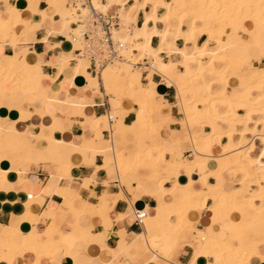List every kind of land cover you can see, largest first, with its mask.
I'll return each mask as SVG.
<instances>
[{
	"label": "bare ground",
	"instance_id": "6f19581e",
	"mask_svg": "<svg viewBox=\"0 0 264 264\" xmlns=\"http://www.w3.org/2000/svg\"><path fill=\"white\" fill-rule=\"evenodd\" d=\"M14 1H17L16 6H9V23L15 29L8 32L6 24L0 21V42L4 46L9 44L16 48L28 43L27 38L34 33L35 24L45 28L48 20L52 19V11L60 17L61 29H48V35H63L66 38V42L56 47L63 52L80 49L81 44L76 39L77 30L71 28L76 23V10L66 5L67 0H50L51 7L44 11L33 9V4L40 0ZM98 1L95 0V5L103 10L113 5L124 7L128 2L108 0V4L102 6ZM131 1H136V4L130 13L118 10L121 17L118 33L122 34L125 41H135V52L128 56V60L108 64L100 71V75L105 71V79L112 87L111 113L100 117L87 115V105L72 101L69 96L63 105L69 107L70 115L62 118L70 124L74 123V117L84 119L81 122L83 131L89 130L92 136L83 137L82 144L75 148L81 156L104 157V165L98 167L97 171H107L111 181H119L121 185L125 179L132 180L133 185L137 186L132 189L134 203L145 195L157 201L158 205L150 219L151 226L147 227V231L152 230L154 234L146 231L137 235L121 253L127 257L137 256L150 263L179 264L177 259L188 244L194 249L191 264H259L264 261V254L261 253L264 247V62L257 66V75L251 73L245 76L243 72L249 60L264 57V0H145L142 5H138V0ZM144 5H151L153 9L146 16L143 27H139L134 14ZM158 9L164 10L160 17L156 15ZM150 23H160L164 25V30L150 28ZM184 26L188 28L186 34ZM239 31L244 32L242 38H239ZM236 36L238 39L234 40ZM200 37H206V40L198 47L196 42ZM153 38L160 39L158 48L152 46ZM177 41L191 44L193 48L190 52L178 49L175 46ZM245 50L248 53H244ZM234 51L237 55H233ZM251 52H257V55L252 57ZM32 55L26 47L21 53L16 52L9 64L0 62V89L11 94L13 103L18 102L21 93L30 98L29 103L41 100L44 105L59 107L62 103L56 98L50 99L47 96L48 89L43 94L39 93L41 83L33 77L32 71L40 65L32 63ZM173 57L180 58V61L174 62ZM72 60H76L77 64L72 68V76L65 77V81L72 84L74 76L83 75L89 83L84 90L93 88L95 80L87 72L90 61L85 58L67 57L62 53L59 62L55 64L59 70L58 76L64 73L63 64L70 65ZM146 60L151 65L145 68L150 80L154 73H158L163 84L176 89V103L185 117V121L178 124L190 135L189 140H186L190 143L192 153L190 165L186 158L183 160L176 155L177 151L166 147L167 141L162 145L148 143L149 137L160 134L157 128L164 129L174 119L170 115L171 106L162 102L156 91H151L140 82L142 68H136L135 65L144 64ZM165 61L164 70L158 71V67ZM248 67L249 70L253 69L250 65ZM130 69H133L132 72ZM181 70L186 77L183 81L179 79ZM122 79H125L123 83ZM7 84L12 87L11 91H7ZM29 103L22 100L20 105ZM132 106L137 108L133 109ZM124 108L135 113L137 121L134 125H125L118 116L117 111ZM35 113L45 117L42 111L37 110ZM28 115L32 117L33 113L28 112ZM159 115L163 116L162 119H159ZM2 119L5 122L12 118L8 116ZM13 120L17 123L19 118ZM44 128L45 125L41 124L38 133L30 129L21 133L16 129L0 128V137L10 144L8 160L0 162V184L7 181L11 172L8 167L10 161L17 159L16 155L21 148H27L26 140L36 134H39L35 137L38 139ZM65 129L63 125L58 131L63 132ZM205 129L209 130L206 134ZM49 130L55 132L52 126ZM101 131L109 132L111 140L101 141L98 136ZM117 136L124 138L135 149L129 152L121 149L116 151L112 139ZM168 141L183 142L176 130L171 132ZM143 144L146 146L144 149ZM216 146L220 147L219 155L213 153ZM258 149L259 154L253 156ZM167 155L171 159H167ZM74 169L72 164H60L56 166V177L53 178L58 182L69 180ZM161 171H166V174ZM195 171L200 174L198 181L190 178ZM18 175L20 177L22 173ZM209 179L215 183H210ZM91 182V179H86L85 186ZM168 183H171L170 187L165 186ZM102 184L109 186L107 181ZM55 191L60 193L58 189ZM63 192L61 194L65 203L45 219L47 226L44 237L38 234L40 240L37 242L31 241V233L40 219H35L33 215L35 200L27 201L21 214L11 211L14 222L4 228L10 232V238L6 241V250L0 253V262L4 255L9 254L11 246L17 248L13 258H17L20 252L34 253L37 257L35 264H39L45 257L54 258L61 245H76L77 240L73 235L63 232L62 225L68 216L78 219L80 216L99 214L104 225L112 226V208L107 209L108 201L112 200L116 204L119 200H128L124 191L118 195L104 192L98 197L99 204L94 205L83 199L78 192L71 191L72 197L68 192ZM168 202L172 203V211H168ZM149 211L148 208L147 215H150ZM204 212L209 216V223L206 229L199 230L195 224H198ZM134 214L135 211L131 215ZM127 215L118 214L115 221ZM233 215L238 220L233 221ZM228 223L232 228L227 227ZM216 226H220L226 239L219 238ZM259 229L263 231L253 243L251 240L256 238V230ZM165 230H169L168 235L172 236V243L166 246L161 243ZM157 231H161L162 235L154 236ZM189 235L193 242H188ZM156 245H159L158 248H155ZM161 249H169L170 254H163ZM86 251L80 252V255H85ZM79 257H73L74 264H77ZM209 258L214 262L208 263Z\"/></svg>",
	"mask_w": 264,
	"mask_h": 264
},
{
	"label": "crops",
	"instance_id": "0c3cea01",
	"mask_svg": "<svg viewBox=\"0 0 264 264\" xmlns=\"http://www.w3.org/2000/svg\"><path fill=\"white\" fill-rule=\"evenodd\" d=\"M130 1L131 0H128L124 7L113 5L114 7H117L113 8V11L119 10L120 12L123 10L124 12L130 13L131 9L136 4V1ZM170 1L171 0H166V2ZM137 2L138 5H142L145 0H138ZM16 4L17 1L14 0H0V21H3L6 24V30L8 32L15 29L13 28V24L9 23V6H16ZM50 7V0H40V2L33 4V9L37 8L39 11L48 10ZM152 9L153 6L144 5V8L137 10L134 14L137 26L143 27L145 18L147 15L152 13ZM163 14L164 10H156V15L158 17ZM50 16L52 19L48 20L45 28L41 27L39 24H35L34 33L27 38L28 43L13 48L9 44L4 46V44L0 42V62L3 64H9L11 58L16 52L21 53V51L26 47L29 48V51L33 54L31 56L32 63L40 65V67L34 68L35 71H32L33 77L41 83L39 93L43 94L45 89H48L47 96L50 99L56 98L62 103L59 107L55 105H44L41 100L29 103L28 100L30 98L24 97L21 93V95H18V102L13 103L10 99L11 94L0 89V117L4 118L9 116L12 118L5 120V122L4 119L0 118V128L16 129L21 133L30 129L32 132L38 133L40 125H45L43 133L39 136L40 139L35 138L39 135L36 134L37 136L29 137L26 140L27 148L25 149L31 151H25L24 147L21 148L16 155L19 160L13 158L14 160L10 161V164L8 165L11 172L8 174L7 181L4 184H0V188H3L0 190V253L6 250V241L10 238V232L4 228H8L12 223L11 211L15 214H21L24 211L25 203L29 201L27 198L29 194H33V199L35 200V210H33L34 218H40L39 224L34 227L35 230L31 233V241L37 242L40 240L38 234L42 235V238L44 237L43 234L47 226L45 219L50 217L54 211H57L61 205L65 203L64 197L61 194L63 190H65L64 192H68L70 197L73 196L71 191L78 192L83 199L94 205L99 204L98 197L104 192H108L112 195H118L120 192L124 191L128 200H119L116 204L112 200L108 201L107 209L109 210L112 208V226L104 225L99 214H96L95 216H80L78 219L73 216H68L65 224L62 225L63 232L65 234L73 235V237L77 240L75 245L76 247H70L67 244L61 245L56 257L50 259L48 257L42 258L39 264H74L73 257L78 256L80 257L77 260V264H154L146 261L145 259L141 260L137 256L135 257L131 255L130 257H127L126 254L121 253V251L126 248V245L130 240L137 235L145 233L147 231V227L151 226L150 219H152L153 210L158 205L157 201L152 197L145 195L134 203L132 189L137 186L133 185L132 180L125 179L123 185H121L119 181H111L107 171H97L98 167H102L104 165V157L99 155L81 156L78 154L75 147L82 144L83 137L92 136V133L89 130L83 131L81 122H84V119L81 117H74L72 118L74 121L73 124L67 123L62 119L70 115L69 107L66 104L63 105L69 96L72 97V101H80L87 105V115L96 117L104 116L109 109H111V113V98L107 95L112 94V87L108 85L110 83H108L105 79V71L102 72L99 80L98 76H95L92 69H89L87 72L90 77L95 80L93 88L84 90L89 83L83 75L74 76L72 84L69 81L66 82L65 79L72 76V68L75 66V63H71L70 65L63 64L64 73L58 76L59 70L55 67V64L59 62V58L62 53L66 55V53L71 52H69V50L63 52L61 48L56 47L57 44L66 42V38L63 35H48V29H61L60 17L52 11L50 12ZM72 26L71 28L75 29ZM149 27L155 28L158 31L164 30V25L160 23H150ZM183 31L185 34L188 32L184 27ZM243 34V31H239V38H242ZM236 39H238L237 36L234 40ZM205 40L206 37L198 38L196 42L197 46H202ZM159 45L160 39L153 38L152 46L154 48H158ZM175 46L178 49H186L188 52H190L193 48V45L187 44L184 41H177ZM243 52L248 53L247 50ZM232 53L233 55H237L235 51ZM251 53H253V55H257V52ZM73 57H77L74 56V51ZM172 60L174 62L175 60L179 62L180 58L173 57ZM166 61L159 67L160 72L164 70ZM254 63H257V61H254ZM180 73L181 75L179 79L183 81L186 78L184 71L181 70ZM124 80L125 79L121 80L122 83ZM140 82L144 87H149L151 91H156L158 98H161L162 102H167L171 106L170 115L174 119V122L164 129L157 128L156 130L160 134L158 136L153 135L149 137L148 143L162 145L164 141H167L166 147H170L177 151L176 155L183 160L186 158L185 160L187 164L190 165L192 163L191 148L190 143L185 140L186 135L182 131V127L178 124V122H181L183 119V116L181 115V112H179V107L176 103L177 92L175 87L163 84L162 78L158 73H155V75L153 74L151 80L148 78V74L147 76L146 74H142ZM101 88H103L104 91H102ZM6 89L7 91H11L12 87L7 84ZM22 100H25L29 104H23L21 106L20 103ZM89 101L91 102L90 104ZM131 108L136 109L137 107L132 106ZM9 109L11 112H9ZM37 110L42 111L45 114V117L42 118L36 114L35 112ZM130 111L131 110L127 108L117 111L119 113L118 116L122 118L125 125H134L137 121L135 113ZM28 112L33 113L32 117L28 115ZM53 116H56L57 118L52 119ZM158 117L159 119H162L163 116L159 115ZM16 118H19L17 123L13 120ZM63 125H65L67 129L63 132L58 131ZM50 126H52L55 132L49 130ZM175 130L178 132L183 142L176 143L168 141L171 138V132ZM0 136H2L1 130ZM98 136L101 141H107L110 139V134L107 131H101ZM0 139V162H5L9 157L8 152L10 150V144L8 141L2 140L1 137ZM213 153L215 155H219L220 147H214ZM167 159H171V156L167 155ZM29 161H31V163ZM60 164H72L76 168L71 172V180L62 179L58 182L53 178L56 177V166ZM18 173H22V175L19 177ZM88 178L91 179L92 182L88 186H85V180ZM190 178L193 181H198L200 178L199 172H192ZM104 181L109 183L108 187L102 184ZM209 182L213 184L215 183L213 179H209ZM170 184L171 183H168L166 186L170 187ZM57 189L60 193L55 191ZM171 205L172 203L168 202V211L173 210ZM210 205L211 201L208 202V206ZM148 208L150 210L149 212H151L150 215H147L142 225H137L134 221V216L131 214H133L134 211H147ZM98 213L101 212L98 211ZM107 213L108 211H106L105 214ZM118 214L128 215L116 222L115 216ZM201 215L202 216H200L197 224L199 230H203L209 223L208 214L204 212ZM232 220H238V217L233 215ZM227 227L232 228V225L228 223ZM215 228H217L219 238L222 240L226 239V234L221 230L220 226H216ZM147 232L151 235L154 234V231L152 230ZM157 232H155L154 236L157 235ZM163 237L168 239L166 230L164 231ZM187 240L188 242H193L192 236L189 235ZM165 241L166 240L163 239L161 243L166 246L167 244ZM87 245H89L88 248L86 247ZM101 245L103 247H101ZM16 251L17 248L15 246H11L9 254L3 256V260L0 264H35L37 257L34 253L23 254L20 252L17 258H13V254ZM83 251H86L85 255H80V252ZM169 252V249L165 250V253L170 254ZM261 253L264 254V247L261 248ZM193 256V247L186 244L183 249V253H181L178 257L177 262L179 264H191ZM207 261L208 263L214 262L212 258H209ZM259 264H264V261Z\"/></svg>",
	"mask_w": 264,
	"mask_h": 264
},
{
	"label": "built area",
	"instance_id": "2783aa9c",
	"mask_svg": "<svg viewBox=\"0 0 264 264\" xmlns=\"http://www.w3.org/2000/svg\"><path fill=\"white\" fill-rule=\"evenodd\" d=\"M102 6L108 4V0L98 1ZM67 6L76 10V23L73 26L77 30L76 39L81 47L74 51L75 56L90 61L89 69H92L96 76L108 64H116L128 60V56L135 51V41H125L118 31L121 28V17L118 10L113 8L103 10L95 5V0H67ZM71 63L77 64L76 60ZM148 60L144 64H136V68L150 67ZM147 76L148 71H145ZM110 106V104H109ZM110 110L106 113L108 115ZM112 123L114 122L111 119ZM28 200H33V194L28 195ZM147 216L145 210L135 211L134 221L142 225Z\"/></svg>",
	"mask_w": 264,
	"mask_h": 264
},
{
	"label": "rangeland",
	"instance_id": "374dc122",
	"mask_svg": "<svg viewBox=\"0 0 264 264\" xmlns=\"http://www.w3.org/2000/svg\"><path fill=\"white\" fill-rule=\"evenodd\" d=\"M66 5H67V2H66ZM72 27H74V26H72ZM75 28V27H74ZM184 28H186L187 30H188V28L186 27V26H184ZM76 29V28H75ZM211 45H213V43L211 44ZM79 48V46L77 47V49ZM253 53H251V56L252 57H255L256 55H252ZM66 56L67 57H71V56H73V52H71V53H66ZM177 60H175V62H176ZM254 61H257V63H254ZM264 62V57H261V58H259V59H252V61H248L247 62V65H244V69H245V71L243 72V74L245 75V76H249L251 73L252 74H254V75H257L259 72H258V68H257V66L259 67V65H261L262 63ZM250 63V64H249ZM248 65H250V66H252L253 67V69H251V70H249V67H248ZM161 66V65H160ZM159 66V67H160ZM256 66V67H255ZM158 67V68H159ZM132 70L133 69H130V72H132ZM145 71H146V69L145 68H142V72H140L141 73V75L142 74H145ZM158 71H159V69H158ZM251 71V72H250ZM157 74V73H156ZM154 75H155V73H154ZM96 76V75H95ZM100 74H98V79L100 80ZM101 90L102 91H104V89L103 88H101ZM100 95V94H99ZM101 96V95H100ZM109 98H111L110 97V95H107ZM178 105V104H177ZM179 112H180V107H179ZM181 115H182V113H181ZM183 116V115H182ZM181 121H185V117L183 116V119L181 120ZM174 122V121H173ZM169 126V125H168ZM182 131L184 132V134L186 135L185 136V140H189V137H190V135L188 134V131H186V129H184V128H182ZM209 132V130L208 129H206L205 130V132H204V134H206V133H208ZM110 134V133H109ZM109 140H111V136H110V139ZM113 141H114V144H115V147H116V151H118V150H123V152H129V151H132L133 149H135V147L134 146H132L131 144L129 145V144H127L125 141H124V138H122L121 136H117V137H114V139H112ZM108 146H110V143H108ZM146 146L143 144L142 145V149H144ZM192 154V153H191ZM259 154V149L256 151V153L253 155V156H256V155H258ZM161 173L162 174H165L166 172H164V171H161ZM69 180H71V179H69ZM166 186V185H165ZM170 186H171V184H170ZM31 202V201H30ZM1 205V204H0ZM192 220H194L195 221V219L193 218ZM14 222V218H13V216H12V223ZM11 223V224H12ZM196 226H197V224H195ZM196 228H198V227H196ZM196 228H194V231H196ZM199 229V228H198ZM204 229H206V226H205V228ZM203 229V230H204ZM215 229V228H214ZM263 231V230H262ZM261 229H259V230H256V238L255 237H253L252 238V242L254 243L255 242V240L257 239V238H259L260 237V234H261ZM161 231H158L157 232V235L156 236H161L162 235V233H160ZM169 234V230L167 231V237H168V239H166V238H164L163 237V239H165L166 241V244H170V243H172V240H171V238H172V236L171 235H168ZM200 234H202V233H200ZM199 234V235H200ZM194 236V235H193ZM158 246L159 245H156V247L155 248H158ZM161 251H162V253L163 254H165V251H163L162 249H161ZM168 253H166L165 255H167ZM157 262V261H156ZM156 262H154V264H158V263H156ZM162 264V263H161ZM164 264V263H163Z\"/></svg>",
	"mask_w": 264,
	"mask_h": 264
}]
</instances>
